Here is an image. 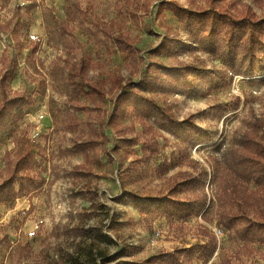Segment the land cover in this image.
<instances>
[{"label": "rangeland", "instance_id": "1", "mask_svg": "<svg viewBox=\"0 0 264 264\" xmlns=\"http://www.w3.org/2000/svg\"><path fill=\"white\" fill-rule=\"evenodd\" d=\"M167 2H176L188 10L208 9L211 3L0 0V79L8 74L9 97L33 100L0 142V182L16 164L25 161L21 174L24 184L30 187L29 193L14 202L0 204V264H94L93 260L97 264H118L124 258H113L125 245L138 250L128 260H157L161 254L178 248L204 244L207 239L200 232L206 228L218 238V248L207 264H264V245H252V254L248 255L243 250L244 243L218 225L219 210L214 207L212 221L202 215L183 221L177 216H159L160 213L148 215L140 206L144 197L163 196L186 202L193 193L181 189L184 174L198 177L202 168L209 173L205 190L215 203L220 185L231 177L227 151L238 147L244 134L264 133V72L231 79L219 59L201 49L184 46H178L181 50L173 55H151L171 32H180L177 35L181 41L186 39ZM214 7L237 16L244 15L248 8L257 17H264V0H217ZM116 35L123 36L136 52H120L113 43ZM80 62L89 63L92 80L108 82L120 75L126 83L139 81L146 70L154 69V62L203 67L199 94L181 92L157 96V100L178 121L191 119L202 133L216 135L214 142L189 147V143L154 123L151 134L155 135L162 156L153 168L164 157L168 164L163 173L151 170L140 179L127 169L140 158L143 144L132 153L116 151L115 141H120V137L114 127L105 129L110 141L97 143L95 151H84L79 144L91 137L97 139L99 134L83 133L90 112L77 110L70 102L75 96L68 85V73ZM78 105L91 103L81 96ZM103 108L109 112L111 101ZM73 120L78 121V131L69 125ZM133 123L135 132L142 133L140 123L135 119ZM95 124L98 131V123ZM126 134L134 137L130 132ZM98 141L102 142L101 137ZM187 151L194 163L171 166ZM107 153H111L114 163L109 162ZM249 188L257 189L253 183ZM130 194L141 199L135 201ZM92 196L103 208L92 203ZM233 206L234 212L239 213L235 203ZM257 212L250 209L247 217L260 221L262 217ZM82 229L101 230L103 236L91 238Z\"/></svg>", "mask_w": 264, "mask_h": 264}, {"label": "trees", "instance_id": "2", "mask_svg": "<svg viewBox=\"0 0 264 264\" xmlns=\"http://www.w3.org/2000/svg\"><path fill=\"white\" fill-rule=\"evenodd\" d=\"M210 1V8L198 10H188L176 2H167L182 26L181 32L185 34L186 39L181 41L180 36L177 35L180 32H171L164 36L162 44L155 52L152 51L151 55H173L184 46L193 50L201 49L205 54L219 59L225 67V75H230L231 79L235 76L253 77L263 73L264 17H257L248 8L242 16L233 15L232 12L216 9L214 4L217 0ZM113 43L120 52L127 55L136 52V49L133 50L132 45L123 36L116 35ZM88 66V62L74 64L68 73V85L75 96L71 98V105L77 110L90 112L87 129H83V133L99 134L98 138L102 139V142H99L98 138L91 137L79 144L84 151H95L97 143L104 144L110 141L105 129L112 126L120 137V141H115L116 151L124 149L127 153H132L135 147L143 144L140 148V158H136L127 169L132 176L135 175L140 179V177L148 176L151 170L163 173L168 164L167 158L164 157L160 160V164L153 168L154 162L162 156L159 143L155 135L151 134L155 130L154 123L170 132L176 139L189 143V147L214 142L216 135L202 133L191 119L178 121L168 107L162 106L157 100V96L164 97L181 92L191 95L199 94L202 89L199 82L202 81V73L205 72L203 67L166 66L154 62L152 64L154 69L146 70L139 81L126 83L120 75L111 77L112 80L108 82L105 79L92 80ZM225 77L223 79H226ZM8 80V74L0 79V142L6 137V131L11 130V126L22 119L25 108L33 104L31 98L9 97ZM114 92L113 98L109 97ZM81 96L89 98L91 106L78 105V98ZM108 100L111 101V110L106 113L103 106ZM134 119L142 126V133L135 132ZM127 121L130 122L129 125ZM95 123H98L99 133ZM69 125L73 131H78L77 120L71 121ZM126 132L132 133L134 137L128 138ZM107 155L109 162L114 163L111 153ZM226 157H228V170L231 177L224 180L221 185L219 184V195L215 196V203L205 190L204 186L209 173L202 168L198 177L184 174L185 180L180 184L184 188L181 189H187L193 193V197L187 198L186 202L163 196L144 197L142 199L145 200L140 206L148 215L160 213L159 216L167 218L177 216L183 221L195 215H202L207 221H212L210 215L214 207L219 210L218 225L227 232L234 233L244 243L243 250L251 255L252 245L256 243L264 245V133L244 134L239 140V146L229 149ZM180 162L194 163L193 160H189L188 151L180 155L177 160L175 159L171 166ZM25 165V161L22 165L21 162L16 164L9 176L0 182V204L14 202L18 197L30 192V187L24 184L21 174ZM197 165L199 166L198 163ZM198 166L195 168L197 169ZM122 178L126 180L124 175ZM214 178L212 176V180ZM16 183L18 188L15 187ZM252 183L257 188L255 191L249 188ZM129 196L135 201L141 199L134 194ZM90 199L93 204L103 208V205L97 204V198L92 196ZM234 203L240 214L234 212ZM250 209L252 211L257 209L262 219L254 222L252 218L247 217L246 212ZM82 233L92 236L91 238L103 236L101 230L97 232L82 229ZM200 233L207 239L204 244L197 242L191 247L178 248L173 253L161 254L157 260L150 259L143 262L128 260L134 252L138 251L129 245L123 246L113 260L124 258L119 260L118 264H207L218 248V238L207 228ZM106 240L112 242L109 237ZM93 261L97 264L96 260Z\"/></svg>", "mask_w": 264, "mask_h": 264}]
</instances>
